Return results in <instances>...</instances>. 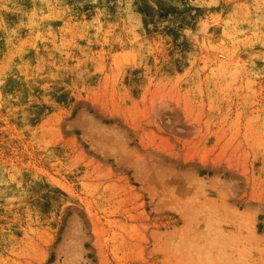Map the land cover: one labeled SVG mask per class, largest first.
<instances>
[{"label": "rangeland", "instance_id": "rangeland-1", "mask_svg": "<svg viewBox=\"0 0 264 264\" xmlns=\"http://www.w3.org/2000/svg\"><path fill=\"white\" fill-rule=\"evenodd\" d=\"M0 264H264V0H0Z\"/></svg>", "mask_w": 264, "mask_h": 264}]
</instances>
